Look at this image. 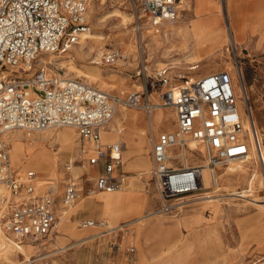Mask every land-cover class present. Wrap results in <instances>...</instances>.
Here are the masks:
<instances>
[{
	"label": "rangeland",
	"instance_id": "rangeland-1",
	"mask_svg": "<svg viewBox=\"0 0 264 264\" xmlns=\"http://www.w3.org/2000/svg\"><path fill=\"white\" fill-rule=\"evenodd\" d=\"M258 1L264 3V0ZM188 2L176 21L175 29L165 35L163 24L156 27L157 30L150 29L146 18L137 19L122 0H91L87 18L89 30L100 36L95 40L86 39L78 45L72 44L64 54L45 57L46 60L51 56L60 58L57 63L48 65L53 70L51 73L69 78L79 74L77 79L122 99L132 91H142L143 103H160V108L147 113L126 103L117 107L125 106L128 113H136L140 123L136 131L127 120L118 130L112 119L111 130L106 132V142L117 140L121 143L119 176H124L123 185L111 194L100 191L87 193L96 170L89 168L85 160H80L76 131L71 130V146H65L60 136L62 131L70 129L68 127L13 133L8 143L14 174L23 175L33 170L39 180L52 181L59 202L69 181L77 183L82 192L75 203L65 209L66 216L61 218L60 215V224L55 225L49 235L39 239L15 237L6 229L1 214L0 264H264L263 183L254 178L260 172L264 174V19L237 25L230 10L234 0ZM117 10L126 15V26L120 24L119 17H106ZM212 18L219 19V28L224 34L226 29L233 32L236 45H228L229 51L225 47L219 51L202 50L205 58L199 60L201 39L199 41L196 37L194 28L205 32L203 22ZM246 27L253 34L241 37ZM79 50L84 53L81 58L74 53ZM116 50L119 51V59L106 62L105 54ZM67 53L72 57L64 58ZM70 60V66L75 69L73 73H69ZM96 60L99 64L94 63ZM233 61L236 67L242 68L248 90L247 101L257 128L253 151L245 160H232L218 166L217 179L224 169L230 171L229 180L220 186L221 192L230 194L229 198L215 200L219 192L210 188L206 190L214 193H210V200H190L188 207L180 213H162L158 211V192L148 172L149 116L169 114L170 129L167 131H175L173 109L162 104L160 94L175 85L177 80H185L178 74L190 78L213 71L229 72ZM192 65L198 67L189 71L187 68ZM163 68L168 69L166 85L155 78ZM78 69L85 73L78 72ZM96 70L100 72L101 79L90 81L86 73ZM164 123L161 119L157 124V134L166 130ZM138 132L144 137L143 144H140ZM258 147L263 155L261 166L255 163ZM177 149L186 154L188 165L203 163L200 150L192 151L198 158L196 161L189 156L187 149L179 146ZM17 153L21 154L22 161L15 165L12 156ZM131 172L141 174L127 178ZM0 196L10 198L3 187ZM2 198L0 211L3 210ZM253 198L261 199L262 203L256 204L258 200ZM97 201H108L107 209L98 207ZM83 219H92L96 224L84 228L80 225ZM157 222L161 228L151 234L149 229Z\"/></svg>",
	"mask_w": 264,
	"mask_h": 264
},
{
	"label": "built area",
	"instance_id": "built-area-1",
	"mask_svg": "<svg viewBox=\"0 0 264 264\" xmlns=\"http://www.w3.org/2000/svg\"><path fill=\"white\" fill-rule=\"evenodd\" d=\"M122 1L137 19L146 18L150 29L178 20L189 3L188 0ZM90 2L0 0V182L10 194L9 199L2 198V218L6 229L20 239L49 235L62 214L61 209L66 212L65 209L79 198L82 188L75 182H67L59 202L52 181L39 180L33 170L23 175L14 174L8 143L11 132L73 128L77 133L80 160L96 170L87 193L114 192L123 185V178L119 176L121 143L106 142L103 132L117 105L124 102L147 113L160 106V103H143L142 91H132L122 99L81 79L51 73L46 61L38 63L50 54H64L73 44L75 36L72 34L89 30ZM119 57L116 50L103 58L110 63ZM196 68L192 65L190 70ZM155 78L168 84V69L157 72ZM181 79L185 80L177 86L176 93L170 90L160 94L162 104L173 109L176 129L159 132L150 143L149 175L158 192V211L165 214L180 213L188 207L191 200L188 198L212 188L204 185V167L215 182L218 166L232 160H245L257 140L248 101L245 125L228 71H213L192 80ZM189 140L200 146L203 163L179 167L180 162L171 155V148L179 146L199 152L188 146ZM257 151L255 163L261 166L260 147ZM95 224L92 219L80 222L84 228Z\"/></svg>",
	"mask_w": 264,
	"mask_h": 264
},
{
	"label": "bare ground",
	"instance_id": "bare-ground-1",
	"mask_svg": "<svg viewBox=\"0 0 264 264\" xmlns=\"http://www.w3.org/2000/svg\"><path fill=\"white\" fill-rule=\"evenodd\" d=\"M112 16L119 17L120 24L122 26H126V23H127V17H126V15L122 14L120 11L117 10V11H115L113 13H110V14L108 13V15L106 17H112ZM106 17H104V18H106ZM102 21H103V18H102ZM176 21H174V22H168V21L167 22H163V26H164L163 27L164 28L163 29V32L165 33V35L168 32H171V31H173L175 29V27H176ZM203 24H204L205 29H206L205 32L200 31L199 30L200 28L199 29L197 27L194 28L196 37L198 38V40L201 39V43H199L200 46H201V51H199V53H200L199 60H204V58H205L203 56L204 55V51H202V50L209 49V50L219 51V50H222L223 47H225V50L229 51L230 50V47H227L228 45H232V47H235L236 42H235V39H234L233 32L232 31H230V32L228 31L227 32V29H226L225 30L226 32L224 34V32H222V29L219 28V25H220L219 24V19H216V18L207 19V20H205L203 22ZM228 29H229V27H228ZM156 30H157V28H156ZM235 33H237V32L235 31ZM72 35L75 36L74 39H73L74 40L73 41V44H77V45L80 44V43H82V42H84L86 39L95 40V39H97V37L100 36V35L94 34L91 30L77 32V33L72 34ZM76 52H74V53H75V56L78 57V58H81L84 55V53L82 51H80V50L79 51H76ZM100 54L101 53H99L98 55H100ZM50 55H53V54H50ZM63 57L64 58H66V57L67 58H70L72 56L70 55V53H67ZM41 59L42 60L38 61V63L39 62H43V61L45 62L46 61V63H49V64H53L54 63L55 64V62L58 59H60V58H57V57H54L53 58L51 56V57L47 58L48 60H46L45 57H42ZM91 63H93V62H91ZM94 63L95 64H99V61L96 60V61H94ZM68 64H69V66L71 65V60L69 61ZM60 65H62V64H60ZM193 66L198 67V65H193ZM62 67H64V65H62ZM47 69H49L48 71L53 72V70L51 68H48L47 67ZM187 69L190 71L191 66H189ZM79 71L85 73L84 71L78 69V72ZM73 72H75V69H74V67L70 66L69 67V73H73ZM229 72H230V76L232 77V80H233V86H234V91H235V95H236V101H237V106H238L239 112H240L241 116L244 119V124L247 125V123H248V117H247L248 113H247V111H245V104H246V101H247V99L249 97H248L247 85H245L244 80L241 81V76H243V74H242V72H243L242 71V68L241 67H236L235 64H234V61H233V63H231V67L229 69ZM56 74H58V73H56ZM62 76H64V75H62ZM76 76L77 77H70V78H78L79 74H76ZM100 76L101 75H100V72L98 70H96V72H94V73H90V72H87L86 73V77H88V79H90V81L91 80L97 81L98 78L101 79ZM177 76L180 77V78L185 77L184 75H179V74ZM194 78H195L194 76H190L189 79L192 80ZM180 83H183V81L177 80V83L175 85H172L170 88L166 89L164 92L166 93L167 91L172 90L174 93H176V91H177V86L176 85L177 84H180ZM243 86H244L245 92L243 91ZM123 103L124 102H121L120 104H123ZM120 104H118L117 107ZM117 107H116L115 113L117 112V110H118V112L116 113V115L114 113V115H115V116L113 115L114 118L112 117L113 121L115 122V125L117 126L116 128L119 130L121 123L128 120L134 126V128L136 129V131H137V129L139 130V128H138V125L139 124L138 123H140V120H139L138 116L135 115L136 113L135 114L128 113L126 111L125 106H120L119 109H117ZM159 108H160V106H157L155 109H153L151 111H154V110L159 109ZM169 116L170 115L167 114V113H165V112L163 114H156V115H153V116L152 115L149 116L148 127H149V131H150V135H151V140L153 138H155V136L157 134V124L160 122L161 119H164V122L165 123L162 124V125L165 127V129L166 130H169L170 129L169 128V126H170ZM111 121H110V123L108 125V128H106L104 130V132H103V137H104L105 140L107 139L106 132L108 130H111V127H110ZM68 128H70V129H67L65 131H62L61 134H60L63 142L65 143V146H71L72 143H73V135L71 134L72 133L71 130H74V129L71 128V127H68ZM46 130H49V129H46ZM17 131H20V130H16L14 132H11L10 137H9V140H11L12 134L15 133V132H17ZM138 135H139L140 140H141L140 144H143L144 143V141H143L144 140L143 139L144 138L143 135H141L139 132H138ZM188 146L190 148H195L197 150H200V146L195 141H193V140H189L188 141ZM140 147L141 146H139L138 148L140 149ZM171 151H172V154L171 155L174 156V157L176 156L175 158L180 162L178 164L179 167H183L185 165H188L187 164V160H186L187 159L186 158V154L182 150L177 149V146H174V147L171 148ZM188 151H190V150H188ZM190 155L193 156L192 157L193 160L194 159L196 161L198 160L197 156L195 154H193L191 151L189 152V156ZM12 160H13V164H15V165L18 164V163H20L22 161L21 154L20 153H17V155H13L12 156ZM231 162L232 161H230L229 163H231ZM10 163H11V161H10ZM196 164H197V162H195V165ZM150 166H151V161H150V158H149V167ZM224 170H225L224 173H222L218 177V179H217V173L215 174L216 181L213 182L212 179H211V177H210V175H209V171L207 170V168L206 167L203 168V180H204L205 187L207 185V188L208 187H212L213 188L212 191L219 192V193L216 194L217 196L214 197L215 200L229 198V196H230L229 193H224V192H221V190H220V186L222 185V183H224L225 181L229 180V178L231 176L229 170H226V169H224ZM148 172H149V170H148ZM138 174H141V173L131 172V174H129L127 178L133 177V176L138 175ZM122 177H124V176H122ZM254 178H255V180L257 182H260V183H263L264 182V174L262 172H260L259 175H255ZM218 181H219V184H218ZM2 187L5 188L6 192L8 191L7 188L5 187V185L0 182V193H2ZM102 193L111 194L113 192H102ZM210 193L211 194H214L211 191L210 192L208 191V192L202 193L200 195L195 196L194 198H190L191 199V202L192 201L193 202H202L205 199L206 200H208V199L210 200L211 197H212V196H210L211 195ZM8 194H9V191H8ZM3 197H7V196H3ZM0 198H2V197L0 196ZM253 199L258 200L256 204L262 203L261 199H259V198H253ZM97 202H98L97 206L100 207L102 210L105 209L108 206V203H109L108 201H105V202H103V201H97ZM2 208H3V205H2ZM1 214H2V211H0V216H1ZM66 214H67V212H63L62 211L61 218L65 217ZM61 221L62 220L58 221L57 224H56V226H58ZM151 226L154 227V228L151 227V229H149V231L151 232V234L154 233V232H157V230L159 231L160 228H161V225L158 222L155 223L154 225L152 224ZM9 233H11V232L9 231ZM12 235H14V234H12Z\"/></svg>",
	"mask_w": 264,
	"mask_h": 264
},
{
	"label": "crops",
	"instance_id": "crops-1",
	"mask_svg": "<svg viewBox=\"0 0 264 264\" xmlns=\"http://www.w3.org/2000/svg\"><path fill=\"white\" fill-rule=\"evenodd\" d=\"M263 4L258 0H234L233 6H231L230 9L232 14L231 18L233 21H237V25L249 20L264 19ZM251 34H253V32L246 27L244 33L241 34V37H248Z\"/></svg>",
	"mask_w": 264,
	"mask_h": 264
}]
</instances>
